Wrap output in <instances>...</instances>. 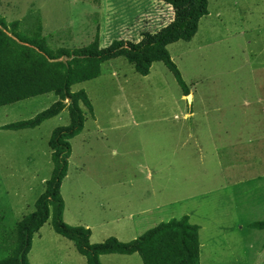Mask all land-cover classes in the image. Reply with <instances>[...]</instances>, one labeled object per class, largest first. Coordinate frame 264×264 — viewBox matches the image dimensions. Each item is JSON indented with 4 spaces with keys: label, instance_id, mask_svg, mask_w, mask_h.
<instances>
[{
    "label": "rangeland",
    "instance_id": "374dc122",
    "mask_svg": "<svg viewBox=\"0 0 264 264\" xmlns=\"http://www.w3.org/2000/svg\"><path fill=\"white\" fill-rule=\"evenodd\" d=\"M207 1L195 36L167 46L190 102L162 62L141 76L118 57L71 87L85 91L92 114L81 106L84 126L70 140L63 221L93 226L91 244L129 242L187 215L199 226L200 264H264V229L249 227L264 221V0ZM0 15L26 36L41 26L55 50L85 46L96 35L101 48L136 43L169 22L172 10L153 0H1ZM55 100L49 93L1 106L0 126L28 120ZM67 123L64 110L34 129H0L2 235L33 211L52 169L48 139ZM134 259L141 263L118 254L103 262ZM28 264L86 261L48 220L33 236Z\"/></svg>",
    "mask_w": 264,
    "mask_h": 264
},
{
    "label": "trees",
    "instance_id": "16d2710c",
    "mask_svg": "<svg viewBox=\"0 0 264 264\" xmlns=\"http://www.w3.org/2000/svg\"><path fill=\"white\" fill-rule=\"evenodd\" d=\"M153 1L171 7L170 22L155 32H143L136 43L113 40L105 48L99 46L96 35L85 46L51 50L41 36V26L37 25L33 33L26 36L17 31V21L7 24L0 15V107L49 93L56 97L48 108L32 118L2 125L0 129H34L64 110L68 116L67 125L54 128L48 139L52 169L34 202L33 211L22 216L4 235L0 233V264H28L33 236L48 220L53 232L72 242L86 264H101L100 255L109 254H137L142 264H200L199 226L190 223L187 215L160 222L129 242L109 237L95 244L89 243L86 228L63 221L64 201L60 188L67 174L70 140L84 126L81 106L92 114L85 91L72 92L71 87L98 77L103 63L122 57L141 76L149 73L153 62H162L172 73L182 96L189 94L167 46L180 40L188 42L195 36L200 19L208 14V1ZM249 227L263 230L264 221L252 222Z\"/></svg>",
    "mask_w": 264,
    "mask_h": 264
},
{
    "label": "crops",
    "instance_id": "0c3cea01",
    "mask_svg": "<svg viewBox=\"0 0 264 264\" xmlns=\"http://www.w3.org/2000/svg\"><path fill=\"white\" fill-rule=\"evenodd\" d=\"M169 7V6H168ZM170 10H171V7H170ZM172 19V18H171ZM171 19H170V21H171ZM169 21V22H170ZM162 24H161V27H163V26H165L167 23H166V21H164V22H161ZM160 27V28H161ZM67 175V174H66ZM62 186V185H61ZM61 189V188H60ZM64 213H65V210L63 211V217H64ZM129 219L130 220H132V217H131V215H130V217H129ZM65 221V220H64ZM84 226V228H87V230H88V232H89V236H88V240L90 239V233H91V231H92V228H93V226H88V225H83ZM129 227H132V223H131V225L129 226ZM39 232V231H38ZM31 250H32V247H31V249H30V251H29V253H28V257L30 256V253H31ZM134 255H137V254H133V255H129L130 257L131 256H134ZM104 256H106V255H100V257H99V260H100V262H101V264H104V262H103V257ZM138 256V255H137ZM136 260V261H135ZM133 263L134 264H142V262L140 263L139 262V260L138 259H134V261H133Z\"/></svg>",
    "mask_w": 264,
    "mask_h": 264
},
{
    "label": "water",
    "instance_id": "95a60500",
    "mask_svg": "<svg viewBox=\"0 0 264 264\" xmlns=\"http://www.w3.org/2000/svg\"><path fill=\"white\" fill-rule=\"evenodd\" d=\"M185 98L187 102H190V99H191L190 95L185 96Z\"/></svg>",
    "mask_w": 264,
    "mask_h": 264
}]
</instances>
